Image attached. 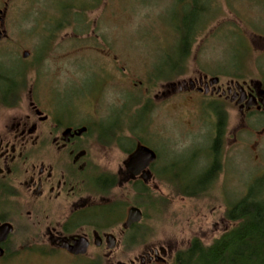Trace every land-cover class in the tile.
<instances>
[{
	"label": "rangeland",
	"instance_id": "rangeland-1",
	"mask_svg": "<svg viewBox=\"0 0 264 264\" xmlns=\"http://www.w3.org/2000/svg\"><path fill=\"white\" fill-rule=\"evenodd\" d=\"M79 1L11 0L5 15L0 14V74L25 72L19 109L2 108L0 92V125L6 118L30 114L32 99L45 110L68 108L78 120L89 118L95 129L124 112L118 133L124 147L141 140L158 154L150 180H141L149 193L139 195L126 181L123 163L128 157L121 148L103 144L94 146V178L121 174L122 182L108 194L86 199L93 205L120 202L125 213L140 208L138 244L129 248L120 242L111 255L105 245L98 249L91 244L88 254L77 259L65 252L43 256L38 253L48 255L49 249L40 247L19 248L23 254L6 264H141L146 253L160 248L166 251L160 255L164 264H176V254L193 240L209 246L234 226L226 219L227 210L264 175V114L243 115L225 99L170 86L199 74L216 77L223 86L231 79L264 83V0H212L200 23L203 30L183 62L184 72L177 76L172 67L180 58L176 25L184 21L185 3L100 0L97 9L84 15L82 26L72 10L68 18L74 24L48 34L54 28L46 20H62L59 6ZM7 2L0 0V12ZM25 52L30 54L26 59ZM1 84L4 89L6 83ZM216 106L225 111L227 122L221 169L206 193L189 196L183 191L187 183L215 160ZM93 136L97 142L98 135ZM27 226L32 230L26 238L41 234ZM120 232V227L114 232L119 240Z\"/></svg>",
	"mask_w": 264,
	"mask_h": 264
},
{
	"label": "flooded vegetation",
	"instance_id": "flooded-vegetation-1",
	"mask_svg": "<svg viewBox=\"0 0 264 264\" xmlns=\"http://www.w3.org/2000/svg\"><path fill=\"white\" fill-rule=\"evenodd\" d=\"M214 79L218 78L199 74L188 82L172 84L170 87L175 90L177 86L180 92L190 90L225 99L237 106L243 115L251 112L264 114V96H260V93L264 92L262 81L231 79L223 86L220 80L218 84H213ZM29 104L30 114L6 118L4 124L0 125V229L4 225L11 226L7 238L0 241V249L3 251L0 264H6L12 257L23 254L19 252V248L40 247L49 249L48 255L38 253L43 256L51 257L56 253L65 252L77 259L84 256L73 255L63 248L65 242L71 244L86 240L90 243L89 249L94 242H101L100 246H94L102 249L104 245L107 248L109 237L114 236L116 248L113 251L107 248L109 255L119 247L120 242L124 246L126 242H138L137 239L127 240L128 233L141 224L125 228L131 207L127 213L123 208L121 220L119 214L104 215L103 225L99 228L94 225V212L103 211L104 207L115 202L93 205L89 204L86 198L116 190L122 182V177L121 174H110L118 178V185L107 193L97 191L94 184V146L103 144L99 141V133L89 118L86 117L85 121L78 120L68 108L62 106H50L45 110L33 99ZM20 105V93L14 98L1 100V107L7 110L19 109ZM216 117L218 118L217 115ZM95 134L98 135L97 142L93 136ZM111 145L121 148L128 157L126 163H123L128 178L126 181H131L134 188L135 183L143 179L130 173L126 164L139 146H148L137 142L128 151L124 144ZM152 166L149 169L150 178ZM21 222L41 234L37 238H26L32 229H28L29 226L22 225ZM118 227L121 230L120 240L114 233ZM133 247L135 248V245ZM161 249L163 248L159 251ZM156 250H150L144 255L143 258L147 260L145 264L165 263L161 262L156 254H152L156 253ZM164 253L166 254L165 250ZM147 255L152 256L154 260L150 261ZM160 255L165 256L162 251ZM133 263L136 264V261H131L130 264Z\"/></svg>",
	"mask_w": 264,
	"mask_h": 264
},
{
	"label": "trees",
	"instance_id": "trees-1",
	"mask_svg": "<svg viewBox=\"0 0 264 264\" xmlns=\"http://www.w3.org/2000/svg\"><path fill=\"white\" fill-rule=\"evenodd\" d=\"M99 1L80 0L78 4H62L59 6V10L63 13L62 20L55 21L53 18L46 20L47 25L54 28L49 30L48 34L53 35L57 29L62 30L63 28L72 26L74 22L69 19L72 10L79 16L75 19L76 22L82 26L84 15L87 12L97 9ZM9 2L11 0L7 2L8 7ZM179 2L185 3V9L187 10L185 11L184 21L181 26L176 25V30L180 36L179 45H177V54L180 58L172 66L174 76L183 74V62L185 61L186 63L196 38L203 30L201 25H203V20L208 17V7L212 0H179ZM8 7L6 10H8ZM201 22L202 24L200 25ZM45 47H48V42L45 44ZM24 74L25 72H18L14 77L0 74V92L3 99L19 96L22 86L20 80ZM162 77L166 78L165 76ZM3 82L6 83L4 89H2L4 86L1 84ZM214 112L218 116L219 121L216 126V136L211 149L215 160L203 174L197 178H191L189 183H187L190 184L188 187L184 189L182 187L184 193L189 196L195 197L206 193L221 169L219 156L225 137L227 122L225 111L220 106H216ZM123 114L124 112L120 113L119 116L116 115L114 120H109L103 126L95 129L99 133V141L102 144H123V140L119 136L121 129L120 121ZM139 142L142 143L141 140ZM135 143L137 142H129V144H126L127 148L125 149L129 151ZM155 165L156 163L153 164L152 168ZM169 167L167 166L165 168L166 173L169 171ZM166 173L164 174L165 177ZM118 183V178L111 175H100L94 179L95 187L100 193L109 192ZM134 189L141 196L149 193L142 181L136 183ZM123 208V204L115 202L113 205L104 207L103 211H95L93 215L94 225L98 228L101 227L104 223L103 221H105L102 220L104 219V215L113 216L114 214H119L121 220L123 217ZM226 219L234 224L230 230L224 232L221 237L209 246H205L199 240H193L189 248L176 254V264H264V175L254 181L243 199L227 210ZM138 228H141V224L128 233L127 240L131 239L133 241V239L138 238ZM137 244V242L125 243L126 247L129 248Z\"/></svg>",
	"mask_w": 264,
	"mask_h": 264
},
{
	"label": "water",
	"instance_id": "water-1",
	"mask_svg": "<svg viewBox=\"0 0 264 264\" xmlns=\"http://www.w3.org/2000/svg\"><path fill=\"white\" fill-rule=\"evenodd\" d=\"M7 7H8V3L6 4L5 10L0 12L1 15H5V13L7 11L6 10ZM2 21H3V19H1V22ZM1 35H2V33L0 31V39H1ZM29 55L30 54L28 52H25L23 54V57L28 58ZM218 83H219V79L213 80V84H218ZM260 96L261 97L264 96V92H261ZM251 105H254V104H251ZM157 157H158L157 153L154 150H152L146 146H139L136 149V151L133 153V155L131 156L129 161L127 162L126 167L129 170V172L132 173L135 177L141 176L145 182H148L150 180L149 169L157 161ZM143 216H144L143 212L140 208L131 207L129 212H128V218H127L126 223H125V228L128 229L133 224L141 223L143 220ZM10 232H11V226L10 225H4L0 229V241H4ZM115 240H116V238L114 236L109 237V241L107 242V248L110 251H113L116 248ZM1 243L2 242H0V244ZM94 245L100 246L101 242H94ZM89 246H90L89 242H87L86 240H84V241L81 240L78 242H72L71 244L69 242H65L62 247L67 249L73 255L85 256V255H87V253L89 251ZM161 251L163 252V255H166L164 253V249H161L160 251L156 250V253L152 252V254H156L157 258L161 262H165V259L160 256ZM2 255H3V251L0 249V257H2ZM147 258H149L150 261L154 260V258L150 255H147ZM146 261L147 260L145 258H143L141 260V263L145 264ZM133 264H135V263H133Z\"/></svg>",
	"mask_w": 264,
	"mask_h": 264
}]
</instances>
